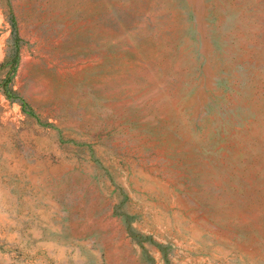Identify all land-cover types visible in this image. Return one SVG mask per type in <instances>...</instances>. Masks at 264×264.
Returning a JSON list of instances; mask_svg holds the SVG:
<instances>
[{
	"label": "rangeland",
	"instance_id": "374dc122",
	"mask_svg": "<svg viewBox=\"0 0 264 264\" xmlns=\"http://www.w3.org/2000/svg\"><path fill=\"white\" fill-rule=\"evenodd\" d=\"M0 264H264V0H0Z\"/></svg>",
	"mask_w": 264,
	"mask_h": 264
}]
</instances>
